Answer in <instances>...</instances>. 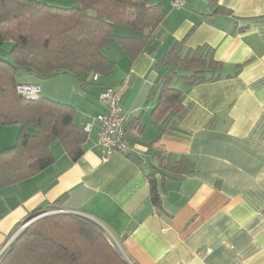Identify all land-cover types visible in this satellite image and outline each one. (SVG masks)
<instances>
[{"label": "crops", "instance_id": "0c3cea01", "mask_svg": "<svg viewBox=\"0 0 264 264\" xmlns=\"http://www.w3.org/2000/svg\"><path fill=\"white\" fill-rule=\"evenodd\" d=\"M152 3L166 16L136 59L116 38L141 35L115 27L104 49L115 63L110 74L90 75L85 85L68 74L26 77L42 97L76 108L80 127L92 126L77 161L56 143L51 168L0 192V256L30 213L66 196L62 211L101 225L129 264H264V0H190L182 10L170 0ZM176 45L183 56L208 49L220 78L193 86L174 78L183 109L163 124L152 93L168 75L159 62ZM104 87L122 88L129 119V154L107 162L96 148ZM3 138L0 147L15 143Z\"/></svg>", "mask_w": 264, "mask_h": 264}, {"label": "trees", "instance_id": "16d2710c", "mask_svg": "<svg viewBox=\"0 0 264 264\" xmlns=\"http://www.w3.org/2000/svg\"><path fill=\"white\" fill-rule=\"evenodd\" d=\"M71 1L68 7L41 0H0V48L12 44L9 59L0 58V128L19 127L15 143L0 150V192L51 168L56 162L54 144L77 161L88 140L75 121L73 106L42 96L22 97L18 87L33 85L20 83L19 73L31 77V83L68 74L85 85L88 76L113 71L115 63L104 49L115 27L141 35L116 38L118 47L134 60L166 16L152 0ZM207 50L183 56L176 45L160 60L168 75L152 93L159 94L153 111L158 122L169 123L183 109L182 91L171 87L174 78L189 86L220 78L221 64ZM149 183L152 202L158 205L153 176ZM65 198L34 210L15 227L10 239L21 231L0 256V264H129L101 225L62 211Z\"/></svg>", "mask_w": 264, "mask_h": 264}, {"label": "built area", "instance_id": "2783aa9c", "mask_svg": "<svg viewBox=\"0 0 264 264\" xmlns=\"http://www.w3.org/2000/svg\"><path fill=\"white\" fill-rule=\"evenodd\" d=\"M189 1L170 0V7L173 10H182ZM96 79L95 76L94 80ZM18 93L25 99L35 100L41 96L40 88L37 86H19ZM122 93V88L104 87L98 97V101L103 107V112L95 118L101 128L96 148L102 162H107L115 153L121 155L129 154L130 148L126 136V126L129 119L121 105ZM91 126V124H88L84 127V131L89 133ZM19 233H16L14 238Z\"/></svg>", "mask_w": 264, "mask_h": 264}, {"label": "rangeland", "instance_id": "374dc122", "mask_svg": "<svg viewBox=\"0 0 264 264\" xmlns=\"http://www.w3.org/2000/svg\"><path fill=\"white\" fill-rule=\"evenodd\" d=\"M46 2H48V4H50V5L51 4H55V3L51 2V1H48V0H46ZM11 45L12 44L8 42L3 47L0 48V58L1 59H5V60H8L9 59V51H10ZM18 81L20 83L26 84V75L24 73H19V75H18ZM3 129H5V130H2L3 132H0V139H1L2 136H4L3 139H4V142L5 143H3V144H10L8 142L13 141L14 138L16 140V137H17V134L18 133L17 132L15 133V131H16V129H18V126H13V127H9V128H3ZM3 144H2V146H3ZM5 148H8V147H0V150L5 149ZM48 214L49 213L44 214V215H42V216H40L38 218H41V217L46 216ZM38 218H36V219H38ZM36 219H34L33 221H35ZM33 221H31V222H33ZM31 222H29L27 225H29ZM12 238L14 239V235L11 237V239Z\"/></svg>", "mask_w": 264, "mask_h": 264}, {"label": "water", "instance_id": "95a60500", "mask_svg": "<svg viewBox=\"0 0 264 264\" xmlns=\"http://www.w3.org/2000/svg\"><path fill=\"white\" fill-rule=\"evenodd\" d=\"M34 219H32V220H30L29 222H31V221H33ZM14 239L12 238L11 240H10V242L8 243V245H7V247L9 246V244L13 241ZM6 247V248H7ZM6 248H5V250H6Z\"/></svg>", "mask_w": 264, "mask_h": 264}]
</instances>
